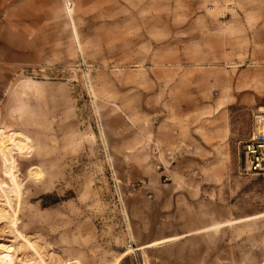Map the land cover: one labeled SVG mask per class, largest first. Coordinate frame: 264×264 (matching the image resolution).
Segmentation results:
<instances>
[{"label": "rangeland", "instance_id": "374dc122", "mask_svg": "<svg viewBox=\"0 0 264 264\" xmlns=\"http://www.w3.org/2000/svg\"><path fill=\"white\" fill-rule=\"evenodd\" d=\"M225 51L264 77V0H52L51 55L0 71V138L26 139L16 185L0 156V264H264V175L242 158L264 100L207 107L215 153L153 179L156 120H199L187 98L212 102L202 75ZM155 194L183 202L159 211Z\"/></svg>", "mask_w": 264, "mask_h": 264}, {"label": "crops", "instance_id": "0c3cea01", "mask_svg": "<svg viewBox=\"0 0 264 264\" xmlns=\"http://www.w3.org/2000/svg\"><path fill=\"white\" fill-rule=\"evenodd\" d=\"M227 36L231 37L232 35L228 33ZM224 46L232 49V39ZM51 51L52 0H0V71L12 72L16 68L25 65H35L42 56H50ZM233 57V51L230 53L225 51L224 56L220 57V61L224 64L220 63V66L202 75L205 77L206 83L215 90L213 97L210 96L209 98L212 102L207 103L205 101L207 99L195 94L190 95L189 99L187 98L191 106L198 108L196 110L200 115L198 116L199 120L192 118L185 121L180 117L156 120L157 125H154V128L158 137L155 138L159 142L156 151L174 149L179 141L181 144L192 147V156L194 157L198 153L214 154L215 152L210 149L216 147L213 144L216 137H226V134L224 135L223 129L217 130L215 124H220L219 120L207 121L202 119L203 116L201 115L209 110L207 107H213L214 112H220L233 106L249 109L264 100V82H262L264 77L260 78L252 68L247 70L237 69L235 71L233 65L237 63L234 62ZM192 79V77H189L184 82L187 83ZM207 124L211 128L205 129L204 127ZM154 173L153 179L162 182V173ZM173 174L171 173V184L179 180V176ZM142 201L158 207V210L161 211L165 208L176 209L180 207L183 199L181 196L173 194L166 196L155 194V196L152 195L148 199L143 197ZM163 207L164 209H162ZM187 235L180 237H186ZM177 239L178 237L150 240L136 250L148 249L156 244Z\"/></svg>", "mask_w": 264, "mask_h": 264}, {"label": "built area", "instance_id": "2783aa9c", "mask_svg": "<svg viewBox=\"0 0 264 264\" xmlns=\"http://www.w3.org/2000/svg\"><path fill=\"white\" fill-rule=\"evenodd\" d=\"M251 118L252 132L242 149L243 171L246 174L264 175V108L253 112ZM191 150L190 146L178 141L176 148L167 150L162 156L160 152H154L158 162L155 171L162 173L163 182H170V174L179 170V160ZM146 185L145 180H139L137 183L129 185L130 194L138 192Z\"/></svg>", "mask_w": 264, "mask_h": 264}, {"label": "bare ground", "instance_id": "6f19581e", "mask_svg": "<svg viewBox=\"0 0 264 264\" xmlns=\"http://www.w3.org/2000/svg\"><path fill=\"white\" fill-rule=\"evenodd\" d=\"M17 134H12L10 137L8 136L9 138H7L5 141H3L0 138V156L3 158V164L5 166H8L9 168H11V169L8 168L9 171L6 172L5 174H8V176L10 175L9 177L14 182V184H15V179H14V176L12 173L14 160H13V156L10 154L11 153L10 150H13L15 152L20 153L24 148H26V139L21 135L18 136ZM125 255H127V253L123 254V256H125Z\"/></svg>", "mask_w": 264, "mask_h": 264}]
</instances>
